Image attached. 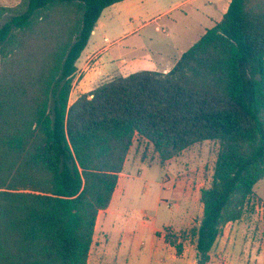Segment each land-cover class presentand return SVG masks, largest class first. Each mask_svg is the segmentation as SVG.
Returning <instances> with one entry per match:
<instances>
[{
  "label": "trees",
  "instance_id": "1",
  "mask_svg": "<svg viewBox=\"0 0 264 264\" xmlns=\"http://www.w3.org/2000/svg\"><path fill=\"white\" fill-rule=\"evenodd\" d=\"M123 1L0 7V264H88L136 137L162 162L219 144L198 264L264 179V0H231L168 73L117 76L70 104L92 32Z\"/></svg>",
  "mask_w": 264,
  "mask_h": 264
},
{
  "label": "rangeland",
  "instance_id": "2",
  "mask_svg": "<svg viewBox=\"0 0 264 264\" xmlns=\"http://www.w3.org/2000/svg\"><path fill=\"white\" fill-rule=\"evenodd\" d=\"M126 1L117 4L123 6L113 5L106 9L92 37L98 47L109 51L102 58L109 56L115 60L116 66L121 58L130 60L142 56L161 59L172 65L202 36L207 26H199L195 5L188 3L179 7L185 0ZM127 25H133V28ZM133 29L138 30L135 35L117 42L123 32ZM74 99L72 97L71 101ZM218 152V142L207 141L162 162L148 141L135 139L123 171L125 183H120L115 196L118 202L125 197L127 217L113 218L116 236L122 237L124 245L140 244L145 249L150 234L142 224L155 226L161 229L155 236L162 237L172 248L169 255L189 264H198L194 231L201 220L200 205L203 204L200 196L201 191L211 185ZM254 190L243 218L224 228L207 264H252L254 257L264 250L261 249L264 242V210L261 209L264 207V179ZM188 202L191 204L189 208ZM116 243L112 234H106L101 219L89 264L96 263L98 249H108Z\"/></svg>",
  "mask_w": 264,
  "mask_h": 264
},
{
  "label": "crops",
  "instance_id": "3",
  "mask_svg": "<svg viewBox=\"0 0 264 264\" xmlns=\"http://www.w3.org/2000/svg\"><path fill=\"white\" fill-rule=\"evenodd\" d=\"M19 2L20 0H0V7H13L16 6ZM230 2L231 0H185L184 2H182V4H180L179 7H182L188 3H190V5H195L194 13L197 15L199 26H203L204 24L207 25L204 27V30L202 32L203 34H201L203 36L208 29L214 27L216 23H218L223 18L224 14L228 10ZM117 4L115 5L123 6ZM105 11L106 9L104 10V12ZM100 23L101 18L99 19L97 25H99ZM146 25L148 24H145L144 26ZM127 27L133 28V25H127ZM126 31L123 32V36L120 38L121 40L119 39L117 40V42L126 40L129 36L135 35L138 32L137 29H133L131 30V32H128V30ZM93 34H95V30L90 36L88 45L82 52L77 62V73L75 75L73 89L70 95V104L73 103L81 95L91 93L98 84L111 80L117 76L126 77L130 74L142 71V69L150 68H155L156 72L168 73L182 56L181 55L177 60H175V63L172 65L162 61L161 59L142 56L132 57V59L130 60L121 58L119 65L116 66L114 64L115 60L110 58L109 56H107V59L102 58L104 54L109 51H107V48H100L96 45V41H93L92 38ZM202 36H200V38ZM200 38H198L196 41H198ZM72 97H75L73 101H71ZM136 139L142 142L145 141L144 139L139 137H136ZM126 163L127 160L125 162L124 169L126 167ZM124 178L125 176L122 172L119 175L118 186L121 182H123V184L125 183L123 181ZM116 191L109 208L99 213L96 223V232L97 225L102 219V224L104 225L106 234H112L115 237L117 243L115 246H110L108 249H98L99 253L97 254L95 264H189L186 261H183V259L181 258L178 259L175 255L168 254L169 250L172 248L168 247L162 237L157 238L155 236L156 233H159L161 231V229H158L155 226H147L145 224H142L143 227L148 228L146 230L148 234H150V240L145 249H142L140 247V244L137 245L132 243L130 246L124 245L122 237L119 235L116 236V222L113 220V218L116 216L127 217V209L125 208V201H123L125 197L122 198L119 202L115 200ZM255 191L256 190H254V193ZM189 207H191V204L188 202V208ZM202 215L203 206L200 205V216L202 217ZM194 247L196 246L194 245ZM261 249H264V242ZM214 250L215 249H212V251ZM92 251L93 249H91L90 251L88 264L90 263V255ZM195 253L197 255L196 249ZM252 264H264V250L260 255L257 254V256L254 257Z\"/></svg>",
  "mask_w": 264,
  "mask_h": 264
},
{
  "label": "built area",
  "instance_id": "4",
  "mask_svg": "<svg viewBox=\"0 0 264 264\" xmlns=\"http://www.w3.org/2000/svg\"><path fill=\"white\" fill-rule=\"evenodd\" d=\"M261 209H262V211H263V210H264V207L262 206Z\"/></svg>",
  "mask_w": 264,
  "mask_h": 264
}]
</instances>
